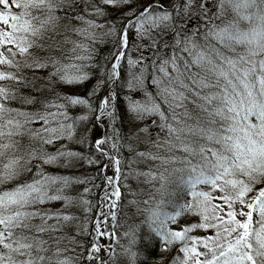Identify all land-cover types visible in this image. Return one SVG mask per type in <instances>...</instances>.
Instances as JSON below:
<instances>
[{"label": "snow or ice", "instance_id": "obj_1", "mask_svg": "<svg viewBox=\"0 0 264 264\" xmlns=\"http://www.w3.org/2000/svg\"><path fill=\"white\" fill-rule=\"evenodd\" d=\"M132 2L133 0H103V3L112 6ZM223 2L224 0H220L221 6ZM194 3L195 0H184L182 11L185 15L190 13ZM168 6H172L171 3ZM235 6L255 7L260 28L244 32L234 24L224 27L212 25L203 35V46L187 36L181 40L177 33V45L182 44V51L187 52L191 59L184 60L174 55L170 60L164 61L158 69L163 74L162 77H153L152 80L157 87L155 95L143 87V71L139 75L130 73L131 79L128 81L129 91H142L145 97H125L128 111L139 119L155 115L167 121L168 117L157 101L167 104L171 110V119L176 122L175 126L167 122L162 124L172 137V140L166 141L168 151L179 150L184 154L182 157L164 158L151 152L137 153L142 157L159 159L164 165H173L171 168L165 167L164 172L160 173H153L151 170L147 173L136 172L137 177H148L149 183L159 180L160 188L157 191L162 193L167 191L169 184H176L178 188L183 185L187 196L191 197L186 198L183 204H174L173 212H167L158 205L148 218L149 227L163 242L164 250L170 251L176 242H181L179 254L171 264H264V188H255L258 183L264 182V0H237ZM164 7L166 6L160 4L149 5L138 13L130 9L134 19L130 18L127 26L119 33V47L112 55L114 62L107 73V81H117L120 77L121 61L126 58L123 49L128 47L130 30L135 29L137 36L142 37L174 20L172 13L159 10ZM200 7H205V0H201ZM54 8L53 0H0V81L18 79L15 73L4 71V66L19 69L16 56L31 55L30 49L35 45V40L31 37L37 36L53 19L51 14ZM33 9L48 13L39 26L33 23L38 19L33 15ZM95 11L100 13L102 10L97 8ZM217 17L219 18V13ZM244 19L251 20L252 17ZM89 24L99 26L91 22ZM115 31L113 27L109 34ZM236 46L245 47L246 51L237 53ZM78 59L84 60L85 57ZM34 63L38 68L48 66L47 62L39 60ZM127 63L131 68L140 61L127 57ZM169 65L171 72L168 70ZM85 67L83 64L61 66L51 75L59 76L60 81L66 85H79L90 79V74L83 70ZM193 67L199 71L192 73ZM185 76L194 87L184 83ZM104 84V80L98 81L88 97L71 94L58 96L57 102L47 105L55 108V112L36 116L24 113L19 115L25 116V123L34 120L44 122L45 126L36 130L33 137L39 139L41 144L55 145L57 141L67 140L83 145L87 137L81 135L77 139V128L89 119V115L73 117L68 109L84 107L89 114L95 113V119L101 126L105 119L115 125L116 93L109 88L108 95L102 97L98 105L93 106L91 101V97L96 96ZM205 90L209 91L201 94ZM189 92L203 101L197 107L204 115L195 124L178 119L176 113V108L183 107L186 93ZM9 98L8 89L0 85V185L17 180L21 175L20 169L27 163L24 157L18 156L4 160L7 150L13 147L12 136L19 134L23 127L19 120H5V114L12 110L3 101ZM180 115L188 117L187 112ZM53 123L54 127L51 126ZM6 137L8 143L3 142ZM118 138L119 130L114 129L113 137L105 133L94 142L96 152L110 162L114 171V176L105 175L107 187L102 197L110 211L107 215L101 213L105 215L103 221L97 219L95 222L96 241L90 246L88 256L90 261L96 260L98 264H105L98 256L104 250L98 243L99 239H115L114 231H101L100 226L102 223L107 224L108 217L116 220L113 209L118 207L121 194L117 186L121 178V159L110 154L103 146L109 144L111 149L119 153L120 146L115 142ZM34 157L35 154H31L30 158ZM39 158L44 164H56L60 159L70 161L85 157L62 144L55 152L42 150ZM94 162L96 161L89 158V163ZM72 183L84 181L48 175L41 170L31 182L0 190V264H45V261L52 264L51 257L41 255L47 251L45 241L39 236L27 235L26 232L33 228L37 233L53 230V226L47 224L50 219H74L70 215L50 213L39 207L59 200H63L66 205L70 204L72 198L62 193ZM87 191L89 189H85ZM217 191L220 195H213ZM254 191V195H249ZM214 200L222 203H213ZM81 203L88 204V201L81 200ZM163 203L161 200L160 204ZM185 215L198 219L179 226L178 229L173 228L172 225L178 224V218ZM36 218L40 219V225L32 224ZM195 230H214V234L204 237L190 235ZM132 243H136L135 238ZM105 247L111 256V244ZM126 253L132 264H135L137 254L130 249ZM55 255H59V251ZM55 264H71V261L65 258L55 261Z\"/></svg>", "mask_w": 264, "mask_h": 264}, {"label": "trees", "instance_id": "obj_2", "mask_svg": "<svg viewBox=\"0 0 264 264\" xmlns=\"http://www.w3.org/2000/svg\"><path fill=\"white\" fill-rule=\"evenodd\" d=\"M206 1L205 7L201 8V0H195L190 13L187 15L181 8L180 24L172 21L164 30H153L150 35L140 37V40H138L139 37L136 34L132 42L130 38L131 30L129 31L128 50L126 51V58L122 62L127 61V57H131V51L137 48L139 44L145 46L143 52H141V58L146 61L145 66H143L146 69L143 75L146 73L150 75L149 72L151 71L149 79L145 78V86L148 92L153 95L157 92V87L151 85L153 77L158 76V72L156 75V67L159 69L164 61L170 60L174 55L184 60L191 59L187 52L182 51L183 45H177V33L181 40L187 36L203 46L205 44L203 35L212 25L224 27L228 24H234L244 32H250L254 28L259 29L261 26L260 21L256 19L257 9L255 7L248 8V13L241 14L239 11L227 14L224 8L220 9L222 7L220 0H211L212 11L209 13L208 8H206ZM160 2V5L166 7L159 10L168 11L170 7L174 6L175 0H161ZM180 2L182 6L184 0H180ZM53 3L55 5L51 14L53 19L41 29V37L37 35L33 38L35 45L30 49L31 55L20 56L19 69L7 66L3 68L4 71L13 72L18 77L16 80L0 81V85L8 89L10 97L3 102L7 108L12 110L10 113L5 114V120L12 119V115L16 114L13 111H18V114L32 113L34 116L37 113L55 112V108H49L47 105L57 102L58 96L71 94L88 97L90 90L97 85V82L104 80L105 84L101 87L99 93L91 97L93 106H96L109 86L110 81H107V73L111 70L114 62L112 55L119 47V33L127 26L130 18L134 19L130 9L126 11L130 4L127 6H112L103 3V0H53ZM170 3L172 6H168ZM131 4L134 5L131 8L132 11L138 7L136 0H133ZM146 5L154 4H152V1L143 2L134 11L138 13L147 7ZM97 8L102 11L97 13L95 11ZM217 13H219V18ZM234 14L239 15V17L234 16ZM34 15L38 19L34 20L33 23L39 26L40 22L46 19L48 13L37 11ZM247 16H251L252 19H244ZM89 22L99 26H90ZM113 27H115V33L109 34ZM134 31L135 29L132 33ZM163 31L164 33H162ZM235 50L237 53H244L246 48L236 46ZM78 57H85V59L80 60ZM52 59H54L53 64L51 63ZM36 60L47 62L48 66L45 68L35 67L34 62ZM72 64L86 65L83 70L90 74V79L79 85L68 86L54 80V75L48 77L50 68H54L55 72L61 66L66 67ZM128 68V63L121 65L120 77L113 87V91L116 92L115 115L119 119L118 129L121 143L118 144L120 146L119 153L112 149V155L121 159V178L117 183L121 194L117 202L118 207L113 209L116 212V220L108 217L107 224L102 223L100 226L101 231L115 232V239H109L108 237L99 239V244L104 249L100 259L105 261V264H132L130 256L126 253V250L130 249L137 254L135 264H171L176 257L175 250L181 244H175L170 251L164 250L163 242L155 236L149 227L148 218L151 211L155 210L158 205L165 211H175L173 205L178 206L185 202L187 190L184 189L183 185L178 188L176 184H169L166 192H158L157 189L160 188L159 180L149 183L148 177H137L136 172L147 173L151 170L153 173H160L164 172L165 169V165L161 163V160L142 157L137 153L151 152L164 158L182 157L184 154L179 150L168 151L166 141L172 140V137L169 136L167 128L162 127V124L167 122L175 126L176 122L171 119V110L168 109L167 104L157 101L168 117L167 121H163L155 115L139 119L134 113L128 111L125 97L145 98L142 91H129L128 81L131 77H129L130 70ZM168 70L169 72L172 71L171 65L168 66ZM197 71L199 69L196 67L191 69L192 73ZM55 77L59 78V76ZM183 79L184 83L194 87L187 76ZM207 91L209 90H205L201 94H206ZM186 99L189 102L184 100L183 107L176 108L177 118L186 120L189 124H195L196 120L204 115L201 109L197 107L203 101L190 92L186 93ZM68 111L73 117L89 115L87 121L78 125L82 129L77 139L81 135L87 137V141L83 145L72 147L68 144V141H57L55 145H52L53 150H51L48 148L50 145L41 144L40 141L33 143L36 141L33 138L35 131L45 126L44 122L40 120L25 123V131L21 137L12 136L11 138V140L14 139V141L22 143L25 156L30 151L29 149L55 152L62 144L67 143L69 149L82 153L84 159H86V161L75 158L70 161L65 159L61 161L60 159L56 164H44L43 166L34 164L28 168L30 171H27V169L20 170L21 175L18 182L21 183L31 182L33 177L37 176L41 170L48 175L67 176L73 180L84 181V183H72L63 189L62 194L72 198L70 204L66 205L63 200H59L39 205L41 209L50 213L59 212L70 215L74 219L69 221L50 219L47 224L53 226V230L37 233L33 228L26 234L39 236L45 241L44 247L47 251L42 252L41 255L51 257L52 264L65 258H69L71 264H95L96 260L90 261L88 259L91 251L90 246L95 241L94 222L99 215L100 205H104L102 213L105 215L110 211L101 198L106 189V181L103 176L106 158L96 152L94 147V140L101 136L102 131L101 128H98L100 125L95 119V113L89 114L87 109L81 106L70 108ZM184 112L188 113V117L180 115ZM51 126L54 127L55 124L53 123ZM133 126H136V128L133 129ZM94 133L96 134L93 137ZM3 142H8L7 137ZM157 144L160 146L157 147ZM24 148L27 151H24ZM89 158L96 162L89 163ZM172 166L169 165L167 168ZM165 175L167 174L165 173ZM10 183L12 186L4 187L1 190L15 186L12 182ZM262 186H264V182L258 183L255 188L259 189ZM85 189H89V191L85 192ZM254 194L255 191L249 195ZM81 200H87L88 204L81 203ZM161 200L164 201L163 204H160ZM145 201H148V203H145ZM105 215H101L99 220L103 221ZM180 218L183 221L179 225H173V228L192 223L195 216L185 215ZM32 224L40 225L41 221L36 218L32 221ZM114 225L115 227H113ZM203 231L195 230L191 235L199 237V234ZM133 234L135 235L133 236ZM133 238H135V244L132 243ZM109 244L112 246L111 256L109 250L105 247ZM58 251L59 255H55ZM45 264H48V261H45Z\"/></svg>", "mask_w": 264, "mask_h": 264}, {"label": "rangeland", "instance_id": "obj_3", "mask_svg": "<svg viewBox=\"0 0 264 264\" xmlns=\"http://www.w3.org/2000/svg\"><path fill=\"white\" fill-rule=\"evenodd\" d=\"M150 1H152V3L153 4H158V3H161L160 1L161 0H136V2H137V6L138 7H136L134 10H136L137 8H139V6H141V4H143V2H150ZM210 1L211 0H207L206 2H207V4H206V8H208V11H209V13L212 11V8H211V3H210ZM236 3H237V0H224V2H223V5H222V7H220V9L221 8H224V11L227 13V14H231V12L232 13H237V12H239L240 11V13L241 14H243V13H248L247 12V9L248 8H243V7H240V8H237L235 5H236ZM198 4V3H197ZM129 5V4H128ZM125 6H127V5H125ZM133 4H130L127 8H126V11H129V9H131V8H133ZM147 6V5H146ZM181 8H182V6H181V2H180V0H175V2H174V6H172V7H170L169 9H168V12L169 13H172L173 14V16H174V22L177 24H180L179 22H180V20H181ZM133 10V11H134ZM205 10V9H204ZM234 10V11H233ZM13 11H16V12H19V11H21L20 9H13ZM37 11H39V10H37ZM36 11V9H33L32 10V12H33V15L37 12ZM235 15H237V14H234V16ZM236 17H239V15H237ZM165 27H167V25L166 26H161L159 29H161V30H164V28ZM258 30V29H257ZM132 31H133V29L131 30V33H130V38H131V41L133 42L134 41V39H135V37H136V32L134 31L133 33H132ZM162 33H164V31L162 32ZM88 34V33H87ZM40 37H41V33H39L38 34ZM34 37H31V39H33ZM138 40H140V37H139V39ZM137 41V40H136ZM128 45H129V32H128ZM144 47L145 46H143V44L142 45H138V47L137 48H134L133 49V51H131V57L133 58V60H136V61H140V63H138L135 67H129L128 69L130 70V72H129V77H131V75H130V73L131 74H135V75H139V71H143V72H145V70L146 69H144L143 68V66H145V59H142L141 58V52H143V49H144ZM128 48V47H127ZM127 48L126 49H123L125 52H126V50H127ZM20 56L21 55H17L16 56V61L19 63V64H21V59H20ZM51 63L53 64L54 63V59H52L51 60ZM123 63H127V61H125V62H122L121 61V65L123 64ZM120 70V69H119ZM54 72V68H50L49 70H48V77H52V73ZM157 72H158V76H157V78L159 77H162V73H160L159 71H158V68L156 67V75H157ZM150 73V75H151V71L149 72ZM150 75L148 74V73H146V74H144L143 76H144V85H143V87H145V88H147L146 86H145V78H147V79H149V77H150ZM53 79L54 80H56V81H59L60 83H62L61 81H60V79L59 78H56L55 76H53ZM118 81V80H117ZM116 81H110L109 82V86L107 87V89L105 90V96L106 95H108V93H109V88H111V87H114V85H116ZM165 83H167V81H165ZM63 84V83H62ZM151 85H154L153 83L151 84ZM68 86H70V85H68ZM156 86V85H155ZM111 89H113V88H111ZM115 92V91H114ZM116 93V92H115ZM185 101L186 102H189L187 99H185ZM18 111H13V113H16V114H13L12 115V119L13 120H19L20 122H21V124L23 125V127L19 130V134H17V135H14V136H19V137H21V135L24 133V131H25V116H21V115H19L18 113H17ZM24 114H26V113H24ZM37 114H41V113H37ZM27 116H34L32 113H29V114H26ZM118 125H119V119H116V123H115V125H111L110 123H109V121L107 120V119H105V120H103V126H100V127H98L99 129L101 128V131L102 132H104V133H106L107 134V136H109V137H113L114 136V129H116V130H119L118 128ZM136 128V126H133V129H135ZM81 129H82V127L81 126H78V128H77V136L79 135V133H80V131H81ZM8 130V129H7ZM6 130V131H7ZM95 134L96 133H94L93 134V137L95 136ZM105 135V134H104ZM99 138V137H98ZM97 139V138H96ZM95 139V140H96ZM36 141H34L33 143H35V142H39V139H35ZM95 140H94V142H95ZM60 141H63V142H65V141H67V140H60ZM9 142V141H8ZM8 142H6V143H8ZM12 142H13V147H11V148H9L8 150H7V153H6V156L4 157V160L6 161L7 159H8V157H11V156H18V157H24V159H25V161H27V163H25L24 164V166H23V168H21L20 170L21 171H24V170H26L27 169V171L29 170L28 168L30 167V166H32V165H34V164H36V165H38V166H40V165H44V163L42 162V160L39 158L40 157V155H41V149H29L30 151L28 152V154L25 156V154H23V149H22V143H20V141L19 142H16V141H14V139L12 140ZM115 142H117L118 144H120L121 143V138L119 137L118 139H116V141ZM56 144V143H55ZM67 144V143H66ZM68 144L69 145H71L72 147H78L80 144H77V143H70V142H68ZM48 147V146H47ZM107 151H109L110 152V154H112V149L109 147V144H105L104 146H103ZM49 149H51V150H53L52 149V145H50V147H48ZM24 151H27V149H25L24 148ZM81 152H83V150H81ZM35 154V157L34 158H30V156H31V154ZM75 159H78V160H80V161H86V159H84V158H75ZM61 161H64V159H61ZM107 163H106V165H108V167L107 168H105V172H106V175L107 176H114V171H113V168H112V166H111V164H110V162L107 160L106 161ZM165 167H169V165H165ZM20 177V176H19ZM18 177V178H19ZM12 183L14 184V185H16V184H19V183H21V182H18V179L17 180H15V181H12ZM9 186H12V184L11 183H8V184H5V185H0V190L1 189H3L4 187L6 188V187H9ZM262 188H264V186H262ZM213 195H220V193H218V192H214L213 193ZM188 199H191V197H189V196H187V194L185 195ZM184 202V201H183ZM213 203H222V201H219V200H214L213 201ZM226 207V206H225ZM237 207H239V205H237ZM167 212H169V211H167ZM198 218L197 217H195V218H193V222H195L196 220H197ZM181 221H183V219L182 218H178V224L177 225H179V223L181 222ZM172 227H173V225H172ZM178 229V228H177ZM214 234V230H208L207 232L206 231H203V233H201V234H199V237H204V236H208V235H213ZM191 235V234H190ZM195 236V235H194ZM176 244H181V242H176ZM178 249L179 248H176V250H175V256H177L179 253H178ZM182 255V254H181ZM96 262V261H95Z\"/></svg>", "mask_w": 264, "mask_h": 264}, {"label": "water", "instance_id": "obj_4", "mask_svg": "<svg viewBox=\"0 0 264 264\" xmlns=\"http://www.w3.org/2000/svg\"><path fill=\"white\" fill-rule=\"evenodd\" d=\"M101 253H102V251L99 252V257H100V255H101ZM96 264H98V261H96Z\"/></svg>", "mask_w": 264, "mask_h": 264}]
</instances>
